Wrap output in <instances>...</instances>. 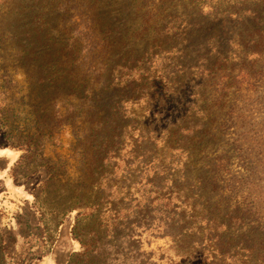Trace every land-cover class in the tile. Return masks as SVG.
<instances>
[{
	"label": "rangeland",
	"instance_id": "1",
	"mask_svg": "<svg viewBox=\"0 0 264 264\" xmlns=\"http://www.w3.org/2000/svg\"><path fill=\"white\" fill-rule=\"evenodd\" d=\"M262 31L264 0H0V264H264Z\"/></svg>",
	"mask_w": 264,
	"mask_h": 264
},
{
	"label": "trees",
	"instance_id": "2",
	"mask_svg": "<svg viewBox=\"0 0 264 264\" xmlns=\"http://www.w3.org/2000/svg\"><path fill=\"white\" fill-rule=\"evenodd\" d=\"M263 42H264V31H262V34H260L257 38L253 40L252 42L253 45L249 49L248 54L252 56L260 55L261 50H259V48H256L257 47L256 44L262 45ZM113 67L115 66H112V68ZM125 67L127 66L125 65L121 66V68H125ZM135 67H136V64H134L133 66H128V68H126L127 69V74H126L127 80L125 82V85L120 87V90H119L120 92L118 94L114 95L115 101L112 103L111 111L106 116V119L108 121L107 132L109 134V139H111L113 142L119 139L121 136H123V134H125L124 132L128 126H126V124H124V121H123V117L125 115L123 107L126 105V103L131 102L133 99L136 100L137 96H134V93H135L134 89L136 88L135 82L137 81L141 82L142 80L139 77L137 80L133 79V72L135 70ZM138 70H142V68L141 69L138 68ZM206 70L210 71L211 69L208 68ZM224 77H228V75L224 74ZM154 102H158V101L155 100ZM145 137L149 138V136L147 135V132H145ZM101 140H106L105 136H103ZM102 145L103 144H100V146ZM182 149L184 151H187L185 148H182ZM187 165H188V161L186 160L183 164L184 168H187ZM83 207H84L83 210H85V209H88L90 205H84ZM187 230L192 231L193 228H187ZM179 235H182V232H180ZM174 238L177 239L176 236H174ZM82 253H85V250Z\"/></svg>",
	"mask_w": 264,
	"mask_h": 264
}]
</instances>
